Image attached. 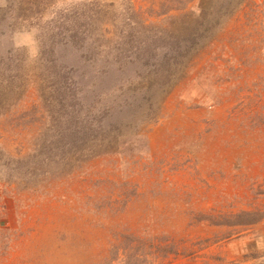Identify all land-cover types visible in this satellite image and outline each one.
I'll list each match as a JSON object with an SVG mask.
<instances>
[{
	"label": "rangeland",
	"instance_id": "obj_1",
	"mask_svg": "<svg viewBox=\"0 0 264 264\" xmlns=\"http://www.w3.org/2000/svg\"><path fill=\"white\" fill-rule=\"evenodd\" d=\"M170 2L0 0V264H264V130L144 52Z\"/></svg>",
	"mask_w": 264,
	"mask_h": 264
},
{
	"label": "trees",
	"instance_id": "obj_2",
	"mask_svg": "<svg viewBox=\"0 0 264 264\" xmlns=\"http://www.w3.org/2000/svg\"><path fill=\"white\" fill-rule=\"evenodd\" d=\"M171 1L159 23L166 28L144 37V52L163 51V63L171 67L170 77L175 79L172 87L186 78L194 63L206 59L188 87L197 88L200 101L211 106L233 99L232 113L247 120L251 128L264 130V74L252 82L245 80L247 70L264 65V2L224 1L195 15L184 13L194 0ZM169 54L172 60L167 58ZM224 85L228 88L222 91ZM173 253L164 248L155 259H166Z\"/></svg>",
	"mask_w": 264,
	"mask_h": 264
}]
</instances>
